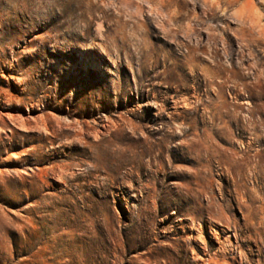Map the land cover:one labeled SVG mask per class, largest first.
<instances>
[{
    "label": "rangeland",
    "instance_id": "rangeland-1",
    "mask_svg": "<svg viewBox=\"0 0 264 264\" xmlns=\"http://www.w3.org/2000/svg\"><path fill=\"white\" fill-rule=\"evenodd\" d=\"M132 1L0 0V264H264V15Z\"/></svg>",
    "mask_w": 264,
    "mask_h": 264
},
{
    "label": "bare ground",
    "instance_id": "bare-ground-1",
    "mask_svg": "<svg viewBox=\"0 0 264 264\" xmlns=\"http://www.w3.org/2000/svg\"><path fill=\"white\" fill-rule=\"evenodd\" d=\"M255 1L256 0H203L205 8L203 9L202 14L215 15L212 11L216 9L221 8L226 11L233 10L234 8V15H264V11L257 8ZM132 2L134 3L135 9L138 13L143 12V5L140 3L143 2V4H148L150 6L149 10L152 12V15H167L168 20L170 21L174 19L175 15H184V13H180L179 11L170 10L169 6H171L175 0H135ZM195 15L199 14L196 13ZM1 104L2 103H0V105ZM7 117L9 120L13 119V116L9 113L7 114ZM0 122L7 125V122L1 112Z\"/></svg>",
    "mask_w": 264,
    "mask_h": 264
}]
</instances>
